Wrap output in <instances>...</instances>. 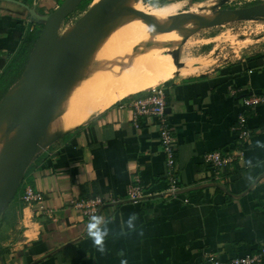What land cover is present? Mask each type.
Masks as SVG:
<instances>
[{"label": "crops", "instance_id": "0c3cea01", "mask_svg": "<svg viewBox=\"0 0 264 264\" xmlns=\"http://www.w3.org/2000/svg\"><path fill=\"white\" fill-rule=\"evenodd\" d=\"M61 1L0 0V75L26 30L43 24L33 14L48 15ZM186 5L168 3L163 14L184 16ZM207 67L187 77L179 71L172 77L163 65L160 79L134 75L135 82L158 81L118 98L39 153L0 217V264H207V254L225 262L264 245V105L243 112L249 138L240 165L216 182L203 162L205 154L234 146L240 97L264 94V53L202 73ZM161 84L175 140V195L167 191L156 121L133 120L126 107L134 94ZM129 186H140L147 197L128 200ZM27 189L41 194L42 203L27 207ZM94 198L104 202L97 215L109 229L103 254L87 235L89 220L74 206ZM133 214L135 229L128 230Z\"/></svg>", "mask_w": 264, "mask_h": 264}, {"label": "rangeland", "instance_id": "374dc122", "mask_svg": "<svg viewBox=\"0 0 264 264\" xmlns=\"http://www.w3.org/2000/svg\"><path fill=\"white\" fill-rule=\"evenodd\" d=\"M99 1L104 5L94 16L89 14L88 0H83L72 7L62 22L58 32L57 59L52 70V72L61 71L62 74L59 79L52 76V80L58 79L59 82H64L66 79L67 89L72 85L88 83L93 86L91 88L93 94L104 92L105 95H109L111 85L119 89L128 81L137 78H134V75L137 74L140 57L123 53L116 44L100 50L103 52L101 56L93 55L100 43L99 40L106 39L108 31L122 18V21L125 20L123 15L117 17L115 13L119 0ZM203 1L207 0H200L191 5L193 3L190 0H158L156 4L149 5L143 4L141 0L137 8L133 7L131 13L125 14L127 18L134 17L140 21L128 23L130 26L128 32L119 33L117 41L125 46L150 41L149 44L161 50L163 68L166 74L172 77L177 75V71L180 74L187 72L193 64L206 62L209 66L202 72L205 73L221 65L231 64L244 56L264 53V15L238 18L235 21L228 20L223 24L215 25L207 21L211 16H219V11L223 10V7L234 10L254 5L264 6V0H208L212 3ZM174 2L187 4L183 6L184 16L168 18L163 14L164 5ZM46 47L47 43L40 51L38 58L41 61L46 53ZM75 56H78L77 59L73 58ZM198 74L201 73L183 75V77ZM115 92L117 91L114 90ZM4 98L0 105L4 102ZM20 103L18 100L8 112L15 115L14 107Z\"/></svg>", "mask_w": 264, "mask_h": 264}, {"label": "bare ground", "instance_id": "6f19581e", "mask_svg": "<svg viewBox=\"0 0 264 264\" xmlns=\"http://www.w3.org/2000/svg\"><path fill=\"white\" fill-rule=\"evenodd\" d=\"M139 2L140 0H119L118 8L115 13L117 17H122L123 15L125 20L122 21V18L120 22L111 28L107 35L105 34V37H107L106 39L101 41L99 40L100 43H97V48L94 47L96 51L93 55L101 56L103 55V52H100V50L109 45L116 44L123 53L134 54L140 57L136 76L140 77L144 72H150L153 73L157 79L158 77L160 79L162 77L161 74H159V70L162 66V57L161 50L159 48L157 49L147 42H141V44H135L133 46H125L117 41V35L119 33L128 32L130 27L128 23L132 21L133 23L140 21L134 17L133 20V18H127L125 16V14H127L126 12L131 13V9L133 7L137 8L138 4H140ZM103 5V2L94 0L89 7L90 16H94V14L100 10ZM219 13L221 15L211 16L207 19V21L212 22L215 25L218 23L223 24L228 20L235 21L239 18V16L229 13L226 10H221ZM46 43L47 34L44 32L35 43L34 48L29 55L24 74L21 76L22 78L8 91L3 100V105H0V163L5 158V155H10L9 153L5 154L6 150L21 133V125L30 115L29 111H25L23 109V105L29 103L31 99H33V103L34 101H37V98H31V96L25 99V95L32 87L33 75L42 62L38 57L41 49L46 45ZM77 57L75 56L73 58L77 59ZM206 67V62L193 64L190 66V70L182 73L181 75L195 74ZM61 74V71L54 70V72H52V76H56L58 79L61 77ZM66 76L68 78V75ZM128 76H130V74H128ZM58 79L52 80V91L47 99V105H49L50 109L49 118L45 127L35 137V145L31 149V161L55 140L92 120L118 98L135 90L145 88L158 81H156V79H152L149 83L128 81L119 89L115 88L114 85H111L110 94L105 95L104 92H100V94H93L91 90L93 86L88 83L72 85L69 89H67L65 86V81L67 80L65 79L64 82H59ZM114 90L117 92L114 93ZM18 100L21 103L20 105L14 107L15 115L8 112L10 108H13V104L16 105L18 103ZM38 114L42 118L44 110H39ZM10 126H14V128L11 132H8L7 130ZM16 171L17 168L14 167L12 169V173L14 174Z\"/></svg>", "mask_w": 264, "mask_h": 264}, {"label": "built area", "instance_id": "2783aa9c", "mask_svg": "<svg viewBox=\"0 0 264 264\" xmlns=\"http://www.w3.org/2000/svg\"><path fill=\"white\" fill-rule=\"evenodd\" d=\"M141 94V93H140ZM133 97L128 101L126 107L131 111L133 120L140 117L154 119L157 124L158 141L161 152L165 159V177L168 180V192L175 195L178 192V180L175 177V157L174 146L175 140L170 133L167 116H166V92L163 85H158L143 95ZM241 110L236 116V122L232 128L236 137V142L231 149L224 152L214 151L203 156V162L208 165L215 181L222 179L225 170L232 168L235 164L240 165L243 160L242 146L249 138V130L247 120L243 114L258 106L264 105V94H251L250 96H241L239 100ZM123 108V106H121ZM219 184V183H217ZM165 194V193H164ZM127 199L132 202H138L146 198L140 186H129L126 192ZM163 195V194H162ZM23 203L29 207L42 203L43 197L39 193H34L31 189H27L22 196ZM75 207L82 210L83 215L89 220L90 217L97 215L100 208L104 206V202L100 198H94L87 201L77 202ZM207 264H264V245H261L253 254L230 259L229 261H221L214 254L206 255Z\"/></svg>", "mask_w": 264, "mask_h": 264}, {"label": "water", "instance_id": "95a60500", "mask_svg": "<svg viewBox=\"0 0 264 264\" xmlns=\"http://www.w3.org/2000/svg\"><path fill=\"white\" fill-rule=\"evenodd\" d=\"M82 1L83 0H63L61 5L49 15L38 16L33 14L35 19L43 22L44 28L40 37L46 32L47 47L41 65L33 75L32 87L25 95V99L31 96V98H37V101L33 103V99H31L29 103L23 105V109L29 111L30 115L23 121L21 133L6 150L5 154L9 153L10 155L6 156L4 154L5 158L0 163V217L9 203L13 200L20 187L24 174L32 162L31 149L35 145V137L45 127L49 118L50 109L46 101L52 91L51 76L54 63L57 59V43L60 26L70 13L72 7ZM261 6L263 7L262 9ZM226 11L239 16V18L261 17L264 15V6L254 5ZM205 25L211 26V24ZM41 109L44 110L42 118L38 114ZM13 128L14 126H10L7 131L11 132ZM14 167L17 168V171L13 174L12 169Z\"/></svg>", "mask_w": 264, "mask_h": 264}, {"label": "trees", "instance_id": "16d2710c", "mask_svg": "<svg viewBox=\"0 0 264 264\" xmlns=\"http://www.w3.org/2000/svg\"><path fill=\"white\" fill-rule=\"evenodd\" d=\"M91 1L92 0H88V4H90ZM157 1L158 0H142V3L154 5ZM190 1L195 3L200 0ZM223 10H227V8L223 7ZM43 28V24L37 23L32 28H28L24 36L20 39L18 50L15 52L12 59L6 65L4 71L0 75V101L11 88V86L20 79L27 65L29 55L34 48L35 43L39 39Z\"/></svg>", "mask_w": 264, "mask_h": 264}, {"label": "clouds", "instance_id": "9594fccd", "mask_svg": "<svg viewBox=\"0 0 264 264\" xmlns=\"http://www.w3.org/2000/svg\"><path fill=\"white\" fill-rule=\"evenodd\" d=\"M136 219L137 217L134 214L128 217L126 221V228L128 230L135 229L134 222L136 221ZM104 225H105V218L100 215H94L90 217L86 225L88 237L91 239L96 250L101 254H103L106 251L105 241L109 235V229ZM121 264H127V262L122 260Z\"/></svg>", "mask_w": 264, "mask_h": 264}]
</instances>
